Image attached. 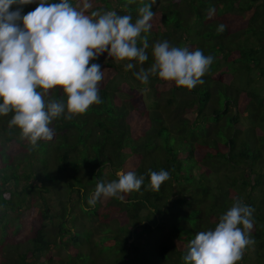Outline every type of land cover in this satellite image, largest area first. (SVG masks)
<instances>
[{
	"label": "trees",
	"instance_id": "obj_1",
	"mask_svg": "<svg viewBox=\"0 0 264 264\" xmlns=\"http://www.w3.org/2000/svg\"><path fill=\"white\" fill-rule=\"evenodd\" d=\"M87 2L85 14L133 22L151 3L148 59L130 70L106 52L94 59L101 102L54 119L53 139L34 148L9 127L12 113L0 116V264H184L190 240L237 199L254 210V243L237 264H264V0ZM157 41L212 56L202 83L142 84L135 74L151 66ZM160 170L170 178L153 191L147 174ZM120 171L145 177L139 191L89 205L96 184Z\"/></svg>",
	"mask_w": 264,
	"mask_h": 264
},
{
	"label": "clouds",
	"instance_id": "obj_2",
	"mask_svg": "<svg viewBox=\"0 0 264 264\" xmlns=\"http://www.w3.org/2000/svg\"><path fill=\"white\" fill-rule=\"evenodd\" d=\"M30 3L33 0H0V116L12 113L9 127L17 128L20 139L34 148L38 141L53 139L50 125L54 119L65 113V119H71L101 102L98 85L103 72L90 61L106 52L117 62L129 61L125 70H130L136 66L132 61L142 65L148 59V37L142 33L150 31L154 13L151 3L145 4L133 22L131 15L116 11L85 14L92 7L87 0L82 7L70 0H39L33 11L22 16L19 6ZM13 5L16 10H10ZM224 30L223 24L217 27L218 32ZM151 55V66L135 74L142 84L156 76L190 90L202 83L213 63V57L199 49L170 46L168 41H157ZM52 89H61L62 97L46 100ZM147 175L153 191L170 178L165 170ZM116 176L111 182L96 184L89 205L101 197L139 191L145 180L134 172L120 171ZM253 211L242 200L234 201L214 229L200 231L190 240L184 264H237L254 243L249 238Z\"/></svg>",
	"mask_w": 264,
	"mask_h": 264
},
{
	"label": "rangeland",
	"instance_id": "obj_3",
	"mask_svg": "<svg viewBox=\"0 0 264 264\" xmlns=\"http://www.w3.org/2000/svg\"><path fill=\"white\" fill-rule=\"evenodd\" d=\"M116 62H117V61H116ZM92 63H93V61H90V65H91ZM90 65H89V66H90ZM99 65H100V64H99ZM100 67H101V66H100ZM0 140H1V138H0Z\"/></svg>",
	"mask_w": 264,
	"mask_h": 264
}]
</instances>
